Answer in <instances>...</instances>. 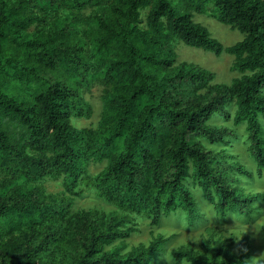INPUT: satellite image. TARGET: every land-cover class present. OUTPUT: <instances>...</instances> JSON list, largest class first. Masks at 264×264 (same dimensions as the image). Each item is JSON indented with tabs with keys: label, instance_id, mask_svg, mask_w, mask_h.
<instances>
[{
	"label": "trees",
	"instance_id": "1",
	"mask_svg": "<svg viewBox=\"0 0 264 264\" xmlns=\"http://www.w3.org/2000/svg\"><path fill=\"white\" fill-rule=\"evenodd\" d=\"M80 8L86 2L75 0ZM33 0L10 4L0 0V168L38 176L40 172L64 175L68 188L80 187L90 156L108 160L99 175L100 187L109 199H118L133 211L161 214L183 211L190 219L199 212L187 183L198 185L217 213L229 209H252L261 194H247L229 184L231 177L221 169L223 155L205 148L202 139L222 141L231 134L227 128L209 125L214 115L235 104L233 123L246 125L250 153L257 175H264V0H195L198 13L211 5L216 19L239 31L243 40L226 48L209 29L194 20L188 8L171 0H112L107 12L96 15L99 43L96 54L104 65V112L101 124L106 134L89 144L86 132L73 124L82 115L76 90L60 80H46L42 69H54L61 48L56 36L27 29L43 22L28 15ZM147 28H142V10L149 8ZM173 38L185 45L218 56L234 57L242 76L231 88L213 85V73L183 62L176 66ZM67 52L72 53L67 50ZM80 62V61H79ZM15 65L16 71H10ZM85 69L87 65L84 64ZM35 79L45 85L29 98L19 96L15 87L28 89ZM49 154V155H48ZM237 170L250 179L253 174L240 164ZM57 214L52 205L32 198L0 199V221L9 233L25 223H35ZM128 217L107 222L85 216L76 221L70 234L82 247L74 264H152L167 242L163 236L148 246L122 254L120 247H106L129 235L124 229ZM59 228L45 229L29 238L14 236L0 244V264H28L35 252L48 250ZM59 245L56 243L51 252ZM190 264H243L221 249L202 258L188 245L174 252ZM41 264H64L49 258Z\"/></svg>",
	"mask_w": 264,
	"mask_h": 264
},
{
	"label": "rangeland",
	"instance_id": "2",
	"mask_svg": "<svg viewBox=\"0 0 264 264\" xmlns=\"http://www.w3.org/2000/svg\"><path fill=\"white\" fill-rule=\"evenodd\" d=\"M6 1L12 4L17 0ZM83 1L86 2L84 8H80L75 0H33L26 13L38 15L43 22L34 24L26 32L33 34L43 31L45 37L56 36V45L62 51L57 55L54 69L43 66L42 76L48 81L60 80L76 90L80 96L82 115H75L73 124L86 132L89 144H92L106 134L101 124L106 95L105 70L96 54L99 43L96 15L107 12L112 0ZM171 1L181 10L189 7L195 22L206 26L226 48L243 40L244 36L239 31L216 19L213 6L209 5L204 12L198 13L193 7L195 0ZM149 9L142 10V28H147ZM170 48L177 55L176 66L186 62L210 71L213 73V85L231 88L233 82L242 76L234 67V57L227 53L218 56L210 51L189 47L176 38L172 39ZM10 71L15 73V65H10ZM42 89H45V85L33 79L28 89L16 86L15 93L33 98ZM235 110L236 106L232 103L209 122L211 126L229 129L231 134L223 136L222 141L202 139V143L214 154L223 155L227 163L220 165L231 177L229 184L241 188L245 195L261 194L264 197V175L261 178L257 175L246 125L236 127L233 123ZM262 124L264 126V122ZM237 164L252 173L253 178L242 175L236 168ZM107 165V159L98 160L90 156L84 167V181L80 187L71 189L61 174L40 172L36 176L26 169V173H22L21 165L15 167L21 174L0 168V199L43 200L58 212L47 215L40 222H27L12 234L8 232L5 221L1 220L0 244L8 243L14 234L29 238L47 228L57 227L60 230L56 241L49 245L48 250L35 252L28 264H41L54 257L64 264H74L82 252L80 242L70 234L76 221L85 216L97 218L100 222H107L114 216H127L128 222L123 228L129 231L128 237L108 245L106 251L120 247L121 253L125 254L133 248L148 246L154 238L163 236L167 242L155 255L152 264H190L174 255L175 251L188 245H192L202 258L221 249L224 254L242 260L243 264H264V200L255 203L252 209H244V214L237 209H229L226 216H221L203 190L190 179L187 185L195 198L199 214L190 219L183 211H178L162 213L156 219L151 213L133 211L126 203L107 197L106 190L99 184V175ZM56 243L59 249L52 253Z\"/></svg>",
	"mask_w": 264,
	"mask_h": 264
}]
</instances>
